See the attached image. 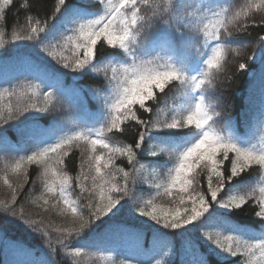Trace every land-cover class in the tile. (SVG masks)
Returning a JSON list of instances; mask_svg holds the SVG:
<instances>
[{
	"label": "snow or ice",
	"instance_id": "obj_1",
	"mask_svg": "<svg viewBox=\"0 0 264 264\" xmlns=\"http://www.w3.org/2000/svg\"><path fill=\"white\" fill-rule=\"evenodd\" d=\"M12 2L0 0V19L4 18L5 9ZM92 2L97 6L95 10H89L87 4L56 0L53 15L44 21L43 26H40L39 20L33 24V17L28 16L27 35H20L17 31L11 35V41H34L39 45L40 54L63 69L81 73L90 70L97 77L103 76L104 86L95 90L98 96L103 97V111L91 119L90 126H78L76 123L66 126L58 120L47 127L40 125L39 120L54 111L55 94L52 92L43 93L45 103L42 107L37 103H29L24 108L13 107V96L31 94L33 98L37 97L38 85H13L11 92L6 88L0 90V101L5 96L9 100L8 104L0 105V122L3 124L14 117L23 119L30 109L43 114L33 121L36 129L32 136L34 150L19 157L11 165V170L14 173L21 170L27 172V165L33 164L41 167L44 182L41 199L44 204L49 203L45 194L58 196V202L62 201L64 205L61 212L70 213L75 226L56 229L61 234L56 243L65 248L67 255L81 256L83 247H68L64 241L73 235L80 236L97 229L113 231L127 227L113 222L112 217L121 212L128 200H132L130 210L135 208L139 216L149 218L159 226L157 230H172L175 233L196 223L210 224L215 230L204 231L202 235L218 257H241L242 264H264V232L257 239H247L243 226L227 222L233 210H240L249 202L258 209L255 216L264 221V183H260L259 187L241 188L234 185L237 178L254 168L264 175V119L257 129L259 139L255 143L252 142L253 137L242 136L234 129L225 133L223 127L232 129L231 120L229 118L222 127L217 126L221 113L216 111L219 104L212 100L217 75L223 70L227 53L229 50L235 51L231 45L238 42L239 33L248 27L243 25L233 32L229 26L235 27L241 18L247 20L254 11L264 10V0H248L235 11L228 6L188 4L184 0ZM22 7L27 8V3ZM65 25L69 26L65 28L68 35L62 38V42L46 43L41 39V35L46 39L57 27ZM257 26H264V20ZM153 29L156 32L164 29L169 50L176 46L181 54L167 57L159 53L151 55L149 45L154 42ZM6 35L0 28V48L10 43L5 39ZM193 41L200 47H195ZM260 41L261 46L256 51L264 60V36L260 37ZM100 45L118 50V55L102 56L98 60ZM193 50L195 55L189 59L185 53L191 54ZM64 51H70L71 57L65 56ZM253 59L255 56L242 58L237 72L247 70L248 61ZM41 70L47 71L37 67V71ZM233 78L228 77L229 80ZM173 83L178 86L173 93L171 106L167 107L169 114L161 119V109L156 107L155 118L141 119L138 111L151 114L153 108L148 106L149 102L159 105L158 93L164 94ZM21 87L24 91L20 90ZM131 121L141 126L134 146L113 144L111 136L122 134L125 125ZM148 141L158 147V152L147 153L149 157L158 158L167 153L171 158L170 166L163 173V180L155 184L156 194L178 198V207L160 208L157 211L158 206L151 199L143 200V193L137 194L135 191L138 173L147 167L144 164L140 165V169L135 167L137 153L145 154L144 144ZM81 143L87 145V153L80 163L81 172L73 177L68 174L65 162L73 146L79 147ZM125 156L128 163L133 165L129 170L115 164L117 157ZM201 172L206 173L207 195L196 190L199 184L197 177ZM117 176L122 177V184L117 182ZM90 177L92 187L87 188ZM4 183L12 187L6 176ZM73 184L81 193L98 195V199L88 202L87 218L79 199L70 198ZM12 192V201L3 205L4 212H11L13 217L18 215L26 227L40 233L52 248L43 222L38 224L25 218L23 209L17 214L12 203L17 199L16 189L13 188ZM225 192L240 194H229L222 199ZM207 196H210V200ZM189 203L191 207L185 206ZM6 219V215L0 216V221ZM55 251L52 248L53 254ZM73 264H76L75 260ZM196 264L210 262L207 256L201 255Z\"/></svg>",
	"mask_w": 264,
	"mask_h": 264
},
{
	"label": "trees",
	"instance_id": "obj_2",
	"mask_svg": "<svg viewBox=\"0 0 264 264\" xmlns=\"http://www.w3.org/2000/svg\"><path fill=\"white\" fill-rule=\"evenodd\" d=\"M69 2L87 4L89 10H95L97 7L92 0H69ZM184 2L218 4L220 7H231L235 11L248 0H184ZM25 3L28 5L27 8L22 7ZM55 4L56 0H13L11 6L5 9L4 18L0 19V28L7 33L5 39L10 43L5 48H0V90L6 88L11 92L13 85L17 87L29 83L38 85L37 97L33 98L31 94L13 96L11 98L13 107L24 108L29 103H37L42 107L45 103L43 93L52 92L55 94L54 111L44 115V118L39 120L40 125L47 127L58 120L66 126L73 123L78 126H90L91 119L98 117L103 111V97L98 96L95 91L104 86L103 76L97 77L90 70L81 73L63 69L55 61L40 54L39 45H36L34 41H11L13 31H17L20 35H27L28 16L33 17V24L39 20L40 26H43L44 21L49 20V17L53 15ZM262 20H264V10L254 11L247 20L241 18L240 23L235 27L229 26V30L235 32L237 28L248 25L246 31L239 33L238 42L231 45V49L235 51H228L223 70L217 75L216 87L212 95V100L219 104L216 111L221 113L217 119V126L226 125L230 118L232 129L223 127V131L227 133L234 129L242 136L253 137L252 142L254 143L259 139L257 129L261 120L264 119V60L256 51L261 46L260 37L264 36V26H257ZM67 27L69 26L57 27L52 35L46 39L41 35V39H44L46 43L62 42V38L68 35L65 31ZM22 28L24 30H21ZM153 32L155 33L154 42L149 45L151 55L155 56L159 53L167 57L181 54L176 46L169 50L168 37L164 29L159 32L153 29ZM193 45L200 47L195 41ZM63 54L69 57L72 55L70 51H64ZM108 55H118V50L111 49L107 45H100L97 59ZM185 55L191 59V55H195V52L193 50L191 54L185 53ZM248 56H255V59L248 61L247 70L237 72L241 59ZM37 67L47 69V71H37ZM229 76L234 78L229 80ZM177 86V83H173L164 94L158 93L159 105L149 102L148 106L153 108V112L149 114L139 110L140 118L145 120L155 118L156 107L161 109V119L168 115L167 107L173 102V93ZM20 90L24 91L22 87ZM8 103L7 96L0 101V105ZM42 115L30 109L24 114L23 119L14 117L7 124L0 122V127H2V134H0V202H3L0 203V216H7L6 220L0 221V264H47L49 261H53L54 264H73L74 260L76 264H158V262L159 264H196L201 255L207 256L210 264H221V261L223 264H242L241 257H218L214 254L210 242L202 235L204 231H214L213 225L196 223L187 226L183 231L177 230L175 233L172 230H157L159 226H156L149 218L139 216L135 208L130 210L133 205L132 200H128L121 212L112 217L113 222L127 225V227L113 231L97 229L86 234L82 233L80 236L73 235L64 241L65 245L83 247L84 251L79 257L67 255L65 248L56 243L61 235L56 229L75 225L72 223L70 213L61 212L64 205L62 201L58 202V196L45 194V198L49 201L47 205L41 199L44 193L42 168L33 164L27 165V172L21 170L19 173H14L11 170V165L19 157L30 154L34 150L35 141L32 136L35 135L36 129L33 121ZM140 130L141 126L131 121L125 125L122 134H113L111 140L113 144L134 146L139 138ZM144 149V155L137 153L138 160L135 167L140 169L141 164L147 167L140 169L138 173L136 193H143V200L151 199L158 206L157 211L160 208L173 209L180 206L178 198L163 194L157 195L155 189V184L163 180V173L166 172L167 166H170L171 158L167 153L159 155L158 158L149 157L147 153L158 152V147L154 146L152 141L146 142ZM86 153V144L81 143L79 147L73 146V151L65 162L70 176L75 177L81 172L80 163ZM115 164L125 170L133 167L128 163L126 156L117 157ZM5 176L12 185L11 188L4 183ZM26 176L27 179H25ZM205 177L204 172L197 177L199 184L196 185V190L207 195ZM117 182L123 183L121 176H117ZM149 183L152 185L151 188H149ZM260 183H264V175L254 168L237 178L234 185H240L241 188L259 187ZM86 187H92L91 177ZM129 187L131 188V184ZM13 188L16 189L17 199L12 203H14L17 214L23 209L25 218L35 220L38 224L43 222V226L49 233L52 248L56 249L54 254L40 233L33 232L26 227L18 215L13 217L11 212H4V203L12 201ZM160 191L163 193L162 189ZM229 194L240 193L225 192L221 198H226ZM70 198L79 199L80 205L84 206V215L87 218L89 215L88 202L90 199H98V195L91 196L87 192L81 193L80 189L73 184ZM207 198L210 200V196ZM54 204L55 207H53ZM185 206L191 207L190 203ZM256 210L258 209L253 203L249 202L242 209L233 210L227 217V222L243 226L247 234L245 238L257 239L260 233L264 232V221L255 216ZM137 232L140 234H136Z\"/></svg>",
	"mask_w": 264,
	"mask_h": 264
},
{
	"label": "rangeland",
	"instance_id": "obj_3",
	"mask_svg": "<svg viewBox=\"0 0 264 264\" xmlns=\"http://www.w3.org/2000/svg\"><path fill=\"white\" fill-rule=\"evenodd\" d=\"M247 115V114H246ZM136 234H140V232H137Z\"/></svg>",
	"mask_w": 264,
	"mask_h": 264
}]
</instances>
